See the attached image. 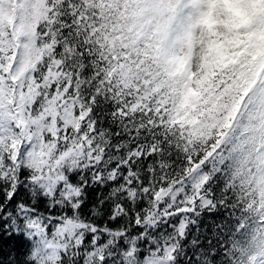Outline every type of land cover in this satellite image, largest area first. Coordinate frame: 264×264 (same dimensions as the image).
Listing matches in <instances>:
<instances>
[{
    "label": "snow or ice",
    "instance_id": "6c2138e0",
    "mask_svg": "<svg viewBox=\"0 0 264 264\" xmlns=\"http://www.w3.org/2000/svg\"><path fill=\"white\" fill-rule=\"evenodd\" d=\"M0 264H264V0H0Z\"/></svg>",
    "mask_w": 264,
    "mask_h": 264
}]
</instances>
